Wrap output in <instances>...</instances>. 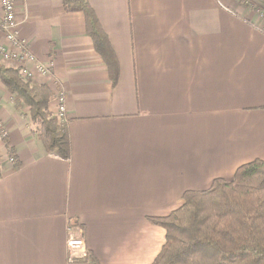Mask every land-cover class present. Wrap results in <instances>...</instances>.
Segmentation results:
<instances>
[{
  "label": "crops",
  "instance_id": "0c3cea01",
  "mask_svg": "<svg viewBox=\"0 0 264 264\" xmlns=\"http://www.w3.org/2000/svg\"><path fill=\"white\" fill-rule=\"evenodd\" d=\"M114 54L113 84L82 13L14 0L32 60L0 64L64 96L69 158L46 154L0 82V264H153L187 192L264 162V22L228 0H86ZM1 17V14H0ZM0 48L12 50L0 32ZM49 68L48 77L36 67ZM55 100L51 103V110ZM53 111V110H52Z\"/></svg>",
  "mask_w": 264,
  "mask_h": 264
},
{
  "label": "trees",
  "instance_id": "16d2710c",
  "mask_svg": "<svg viewBox=\"0 0 264 264\" xmlns=\"http://www.w3.org/2000/svg\"><path fill=\"white\" fill-rule=\"evenodd\" d=\"M62 3L68 13L83 14L86 33L115 84L116 60L88 2ZM0 82L17 110L28 109L33 133L46 154L68 160L66 128L51 119L48 88L2 64ZM182 200L169 216L152 221L165 231V244L153 264H264V162L243 165L232 181L215 180L208 190L187 192Z\"/></svg>",
  "mask_w": 264,
  "mask_h": 264
},
{
  "label": "built area",
  "instance_id": "2783aa9c",
  "mask_svg": "<svg viewBox=\"0 0 264 264\" xmlns=\"http://www.w3.org/2000/svg\"><path fill=\"white\" fill-rule=\"evenodd\" d=\"M0 32L4 35L6 41L11 45L12 50H6L0 48V58L5 62L13 61H27L32 60V57L27 53L26 46L21 41L16 32V7L14 0H0ZM19 77L22 79H30L31 75L25 69L20 68L17 70ZM37 73L42 77H48L50 70L44 65H38L36 67ZM57 94V108L54 111V118L59 124H65V106L64 96L59 87L56 88ZM66 252L67 262L73 264L86 257L87 250L84 240L83 231L77 229L73 231L68 229V235L66 238Z\"/></svg>",
  "mask_w": 264,
  "mask_h": 264
},
{
  "label": "rangeland",
  "instance_id": "374dc122",
  "mask_svg": "<svg viewBox=\"0 0 264 264\" xmlns=\"http://www.w3.org/2000/svg\"><path fill=\"white\" fill-rule=\"evenodd\" d=\"M228 2L232 5V7H245L247 9H250L255 15H257L258 19H260V21H263L264 22V3H262L261 0H228ZM52 97V102H54L55 100V106L53 107V111L51 110V104L49 106V113H50V116H51V119L55 120L54 118V111L56 110L55 108H57V101H56V98H57V94H55L54 96H51ZM24 107V106H23ZM27 118L29 120V112L27 110ZM56 121V120H55ZM30 123V121H29ZM56 123H58L56 121ZM59 124V123H58ZM30 126L33 127L30 123Z\"/></svg>",
  "mask_w": 264,
  "mask_h": 264
}]
</instances>
